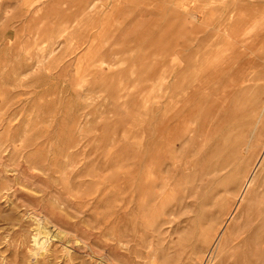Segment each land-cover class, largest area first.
<instances>
[{"label":"rangeland","instance_id":"374dc122","mask_svg":"<svg viewBox=\"0 0 264 264\" xmlns=\"http://www.w3.org/2000/svg\"><path fill=\"white\" fill-rule=\"evenodd\" d=\"M4 1L0 264H264V172L232 253L204 236L264 140V5L202 6L181 47L166 0L101 38Z\"/></svg>","mask_w":264,"mask_h":264},{"label":"crops","instance_id":"0c3cea01","mask_svg":"<svg viewBox=\"0 0 264 264\" xmlns=\"http://www.w3.org/2000/svg\"><path fill=\"white\" fill-rule=\"evenodd\" d=\"M155 0H150V4H154ZM243 4L247 5H264V0H242ZM139 0H10L4 1L3 4L10 6L22 7L33 6L40 7L35 13L26 14L28 17L21 18V13L7 15L4 21H68L76 22L83 21L84 24V37H104L107 31V23L117 22H134L139 19L138 5ZM149 3V2H147ZM230 4L229 0H166V13L178 16L179 21V44L184 45L183 38L192 37L191 33L193 27L197 28L200 25L201 19L198 13L201 11L202 6L218 7L221 5ZM53 6L57 7L54 17L48 18V14L43 13V7ZM123 6H128L130 13L124 14ZM42 7V8H41ZM187 7H195V13L188 12ZM133 8V9H132ZM134 10V13H133ZM216 10V9H214ZM213 10V11H214ZM216 10V11H217ZM18 14L19 17H16ZM118 15V16H116ZM125 15L126 17H122ZM24 16V15H23ZM66 16V17H62ZM189 18V21L187 20ZM115 28V25H114ZM121 28V26H120ZM119 28V29H120ZM117 36V35H115ZM171 52V51H170ZM101 54V53H100ZM99 54V55H100Z\"/></svg>","mask_w":264,"mask_h":264},{"label":"bare ground","instance_id":"6f19581e","mask_svg":"<svg viewBox=\"0 0 264 264\" xmlns=\"http://www.w3.org/2000/svg\"><path fill=\"white\" fill-rule=\"evenodd\" d=\"M187 121L188 119H186V122ZM189 128L190 124L188 123L184 127L185 132L189 131ZM263 172L264 140L259 145V150L255 154L250 167L244 172L242 180L234 193L233 203L228 209L226 217L222 220L221 225L213 234L204 231L209 250L212 248L215 253L219 254V256H222L223 254L227 256V254L232 253L231 249L234 248L235 239L238 237V232H240V220H243L246 223L249 209L255 204L260 203L262 190L259 187L258 177H260V174ZM230 218L234 220V222L232 221L233 225H230L227 228V223ZM233 229H237L238 231L237 235L234 237ZM230 234L232 236L228 239L227 237ZM205 255H207V253Z\"/></svg>","mask_w":264,"mask_h":264}]
</instances>
